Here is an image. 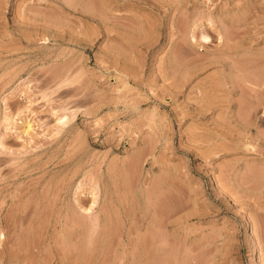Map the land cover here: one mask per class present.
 <instances>
[{
	"label": "rangeland",
	"instance_id": "374dc122",
	"mask_svg": "<svg viewBox=\"0 0 264 264\" xmlns=\"http://www.w3.org/2000/svg\"><path fill=\"white\" fill-rule=\"evenodd\" d=\"M262 67L264 0H0V264H264Z\"/></svg>",
	"mask_w": 264,
	"mask_h": 264
},
{
	"label": "bare ground",
	"instance_id": "6f19581e",
	"mask_svg": "<svg viewBox=\"0 0 264 264\" xmlns=\"http://www.w3.org/2000/svg\"><path fill=\"white\" fill-rule=\"evenodd\" d=\"M92 3V2H91ZM92 5V4H91ZM89 6H90V4H89ZM93 6V5H92ZM91 6V7H92ZM204 36V35H203ZM202 36V37H203ZM207 36V35H206ZM203 37V39L204 38H207V37ZM205 40V39H204ZM228 45V44H227ZM225 46H226V43H225ZM229 46V45H228ZM229 47H231V46H229ZM261 69H263V71H260L259 73H258V75H257V73H256V75L257 76H255L256 78L253 80V83H254V85L256 86V88H257V96H256V98L258 97V101H257V106H261V108H262V110L264 111V97H263V94H264V68L262 67ZM255 90V89H254ZM256 101V100H255ZM254 101V102H255ZM256 105V104H255ZM257 108H259V107H253V109H254V111H255V109H257ZM261 108H259V109H261ZM258 109V110H259ZM260 111V110H259ZM258 111V112H259ZM256 112H257V110H256ZM255 113V112H254ZM253 113V115H255ZM264 115L263 114H256V116H255V128H256V139L258 140V142L259 143H261L262 145H263V148H264V120H263V117ZM22 128H21V132L22 133H29V131H30V129H31V124H30V122L29 121H24V123H22ZM262 160H264V159H262ZM262 162V161H261ZM261 168L259 167V170H258V175H260V176H264V172H263V170H264V168H263V165L264 164H262L261 163ZM260 169H261V171H260ZM262 223L258 220V221H255L254 222V230H258L257 228H259L260 226H262L261 225ZM263 227H264V225H263ZM262 230V229H261ZM260 232V231H259ZM262 234V235H261ZM263 237H264V228H263V233L261 232V233H259L258 234V232H257V234H256V240L258 241V243L259 244H261L262 242H263ZM28 238V237H27ZM26 239V238H25ZM24 239V240H25ZM26 241V240H25ZM28 241V240H27ZM149 242V245L148 246H145V248H144V261H145V264H160V261H161V258H162V254H163V252H161V253H158V250H159V248L161 249V247L159 246V247H156V249H155V252H154V249H153V252H151V245H152V243H150V240L148 241ZM147 244V243H146ZM145 244V245H146ZM23 246H24V244H23ZM23 248H25V247H23ZM174 248V247H173ZM171 249V248H170ZM164 250V249H163ZM167 251H169V250H167ZM172 251V250H171ZM165 252V251H164ZM175 252V251H174ZM177 252V251H176ZM156 253V255H154V254ZM168 253V252H167ZM167 253H166V255H167ZM178 253V252H177ZM14 254V253H13ZM153 254V255H152ZM171 254V253H170ZM169 254V255H170ZM174 254V253H173ZM11 255V254H10ZM177 255V254H176ZM168 256V255H167ZM174 256V259H175V255H173ZM26 257H28L27 255H26ZM143 257V256H142ZM163 257H165V256H163ZM168 258V257H167ZM166 258V259H167ZM170 259L171 258H173V257H169ZM168 258V259H169ZM165 259V258H164ZM167 259V260H168ZM173 259V260H174ZM166 260V261H167ZM170 262H171V260H169ZM169 261L168 262H166V264L167 263H169ZM155 262V263H154ZM162 262H163V260H162ZM161 262V263H162ZM165 263V262H164ZM173 263V262H172Z\"/></svg>",
	"mask_w": 264,
	"mask_h": 264
}]
</instances>
